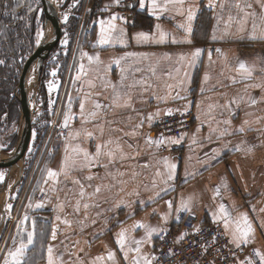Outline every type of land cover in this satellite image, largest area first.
<instances>
[{
	"label": "crops",
	"instance_id": "obj_1",
	"mask_svg": "<svg viewBox=\"0 0 264 264\" xmlns=\"http://www.w3.org/2000/svg\"><path fill=\"white\" fill-rule=\"evenodd\" d=\"M80 1L75 12H67L68 16L70 12L73 16L83 13L77 33L72 34L70 24L60 30L54 48L61 50L41 74L47 101L40 107L37 124L43 123L44 113H50L45 122L54 123L55 130L49 129L40 139L36 134L38 145H47L42 148L43 157L37 151L38 181L32 182L30 174L24 182L23 171L28 167L27 161H22L17 165L21 181L7 188L13 187L12 195L18 187L17 194L14 199L2 198L5 216L0 226V264H5L6 258L10 261L8 253L19 247L15 238L20 236L27 243L29 232L33 242L23 264H48L49 247L55 264H135L137 260L144 264L145 258L151 264L159 232L168 229L179 212L193 213L198 223H221L229 241L246 250L237 264H255L253 253L262 263L264 0H183L182 4L156 0L155 7L152 0H143V7L138 0L132 24L116 12L123 0ZM102 27L105 38H111L106 44L100 43ZM160 31L167 33L163 43L157 42ZM141 32L149 39L138 42L136 35ZM173 38L177 42H172ZM196 49L202 51L193 65ZM97 55L99 60L89 61V56ZM241 62L251 71L248 79L238 71ZM117 93L119 106L114 102ZM251 99L257 103L252 105ZM233 100L239 103H231ZM125 101L127 106H123ZM96 103L102 107L97 109ZM189 107L194 110V125L187 148L180 157L161 153L160 145L150 142L161 139L155 121L169 110ZM92 112L97 115L93 117ZM65 114L71 117L67 127ZM109 140L112 143L103 151L112 150L114 160L109 162L102 155L98 164L80 166L83 156L74 149L94 154L98 144ZM66 157L77 161L68 176L63 173ZM171 164L176 168L169 180ZM49 170L58 176L49 177ZM10 171L5 186L0 187L4 191L9 177L15 176ZM73 180L83 185L84 197L79 196L80 185ZM31 190L35 193L32 198ZM221 205L227 216L220 211ZM245 214L252 233L247 243L233 241L234 234L239 236L238 228L246 227L241 219ZM138 224L156 231L149 238L147 228ZM122 230L126 234L123 249L117 243ZM109 253L114 258L109 259Z\"/></svg>",
	"mask_w": 264,
	"mask_h": 264
},
{
	"label": "built area",
	"instance_id": "obj_2",
	"mask_svg": "<svg viewBox=\"0 0 264 264\" xmlns=\"http://www.w3.org/2000/svg\"><path fill=\"white\" fill-rule=\"evenodd\" d=\"M137 4L138 0H123L116 12L123 21L132 24ZM170 111L171 115L165 113L155 121L156 132L163 139L159 151L180 157L188 146V135L194 125V110L189 107ZM167 138L178 142L167 143ZM245 253L242 245L229 241L221 223H198L193 213L179 212L171 226L159 232L151 264H237ZM252 258L253 263L262 264L256 253Z\"/></svg>",
	"mask_w": 264,
	"mask_h": 264
},
{
	"label": "rangeland",
	"instance_id": "obj_3",
	"mask_svg": "<svg viewBox=\"0 0 264 264\" xmlns=\"http://www.w3.org/2000/svg\"><path fill=\"white\" fill-rule=\"evenodd\" d=\"M51 2L53 3V6L55 8L58 19H61L62 22H63V20L65 21L64 23L61 22V25H59V29L61 31L64 27L71 24V22L73 20L78 21V20L84 19V16H82L83 13H82V15L75 13L74 16L72 13V12H75V10H77V5L81 2L80 0H73V3H71L72 2L71 0H51ZM0 4H2V0H0ZM19 5L22 6L23 8H25L24 9V15L20 16L17 13H15L17 15L13 14L10 17L12 27H9L8 29L6 27H3V29L6 28L7 30L6 29H5L6 31L2 30L3 33L1 34V39H0V43L4 47V52H5L4 57L8 56L7 59L4 60V62H3L4 66L0 69V74L2 75L3 70H5L4 73L10 74V76H12V77H13V75H15V77H16V75L18 74V72L15 71L16 70L14 67L15 63L18 62V64H19L21 62V64H22L28 60V58L38 48L41 41L43 40V38L46 34V28H47V25L45 24V21H44V17H43V20H41V15L43 16L41 0H23L21 2V4H19ZM0 7H1V5H0ZM74 7L76 9H74ZM68 10L72 11V12H70L72 15L68 16V14H67V12H69ZM32 13H35V15H32ZM65 17L67 19H65ZM30 21H33L34 25H33V22H30ZM68 21H69V23H68ZM13 22H16V25H18V28H19L18 31H15L16 28H14L15 25ZM33 30H34V32H33ZM76 33H77V31L75 29L74 34H76ZM30 37H32V41H31ZM60 50H61L60 48H57V49L53 48L49 54V60H52L53 56L55 58V53H57ZM57 55H59V54H57ZM45 64H46V62H45ZM45 64H44V66H45ZM47 65H48V63H47ZM44 66L41 70L40 78L42 77L41 74L44 73V71L46 70V68H44ZM54 67L55 66L53 65V67H51V70ZM36 73H38L37 69H33L29 75L31 107L33 109V115L31 118V128H30L29 141H28V145L26 147V150L24 152L23 160H22L24 162L27 161V164H25V165H27V167H28L23 171V175H25L23 178L24 182H25V180H27V178L30 174H33L32 175L33 178L31 180L32 182L35 180V178L38 181L37 169L39 170V165L37 164V162L39 163V160L38 159L35 160L36 155H37V151H39L41 157H43L45 152H42V148L46 147L45 149H47V145H45V144L44 145L43 144L38 145V141L36 140V134L38 136V130H36V129L38 128L41 130V129H44V127H45V133H47L49 131V129H50L49 132H53L55 130V124L52 122L49 124L48 122H45L44 119H43V123L41 125L39 124L40 128L37 124L39 115H42V114H40L41 113L40 107L42 104H44L45 97L42 95V90L44 87V83H43L44 80L35 81L38 77V74L36 75ZM0 85H1V83H0ZM14 94L18 98L17 87L15 88ZM19 111H20V106H19ZM19 111H18V118H19ZM49 114H48V116H49ZM0 122H1L0 152H9L10 150H12L15 147V145L18 141L17 133L19 131V119L17 120L16 124H13L11 126H7L9 124H7L8 122L6 121V116L3 115L0 118ZM58 130H60V128ZM14 133L16 134V140H15V143L13 145H11L12 135ZM33 149L34 150L37 149V150L34 152ZM26 157H27V159H26ZM34 160H35V162H33L31 164V161H34ZM24 162H23V164H24ZM13 166H15V168H14L15 170H12L13 172H15V176L9 177L7 184H6L5 192L7 194V191H9V195L7 194V196L9 198H11L10 196H12V198L14 199L19 188L16 187L15 192L13 191L14 193L12 192V195H10V190H12L13 187H11L10 190H7V188L12 186V183H14V180L18 177V174L20 171L18 170L17 165H14V164L2 165V164H0V173H3V178L0 179V187L5 186V185H3L5 174L7 173L8 170H11V168ZM19 169H21V167H19ZM32 169H35V171H33ZM30 187H31V182H30L28 188H30ZM34 194H35L34 191L31 190L30 191V197L31 198L34 197ZM3 200H5V196H4ZM0 233H1V231H0ZM15 239L16 240H14V242L17 244H20L18 242H21V237L18 236V238H15Z\"/></svg>",
	"mask_w": 264,
	"mask_h": 264
},
{
	"label": "snow or ice",
	"instance_id": "obj_4",
	"mask_svg": "<svg viewBox=\"0 0 264 264\" xmlns=\"http://www.w3.org/2000/svg\"><path fill=\"white\" fill-rule=\"evenodd\" d=\"M169 3H183V0H168ZM152 4L153 6L155 7L156 6V0H152ZM141 6L143 7V0H141ZM249 7H251V5H249ZM261 7L264 8V2L261 3ZM193 17H192V14L190 13L189 16H188V19L191 20ZM65 19H67L65 17ZM113 20L117 19V17H113L112 18ZM104 24V21H101V25L103 26ZM111 28L112 30H115V25H111ZM157 28L159 29V26H157ZM123 30L121 29V32ZM188 31H190V28L188 29ZM42 35V34H41ZM216 37L213 36V39H215ZM252 38H256L255 35H253ZM261 38H264V35H262ZM109 39H111L110 37L109 38H105L104 36V29L103 27L101 28V40H100V43L101 44H106L109 42ZM136 39L137 41L139 42L140 40H148L149 39V36L146 34V33H138L136 35ZM167 39V33L163 32V31H160V35H159V40L157 42H160V43H163L165 42ZM123 42V41H121ZM172 42H177L174 38H173V41ZM190 42V41H188ZM201 51L200 49H196L193 53H192V58H191V63L194 65L195 62L199 59V57L201 56ZM218 52L220 51L219 49L217 50ZM87 53H82V56H86ZM128 55H135V54H128ZM209 58L211 59V53H209ZM89 61H93L94 59L95 60H99V56H95V57H92V56H89L88 57ZM120 59H123V57H121ZM181 59H184L183 57H181ZM120 60L117 59L115 61L116 64H119ZM83 67V66H81ZM123 71V70H122ZM238 71L242 74V78L243 79H248L251 77V71L250 69L246 66V64L244 62H241L238 66ZM53 75H55V73H53ZM123 79V77H122ZM205 79H207V76L205 77ZM235 82V81H234ZM114 87V86H113ZM254 87H260V85H254ZM121 99L120 97V94L117 93L115 98H114V102L117 103V106L118 105V102L119 100ZM231 103H236L238 104L239 101H236V100H233ZM250 103L252 105H255L257 103V100L255 99H251L250 100ZM123 106H127V101H125V104ZM81 111L83 112V109H84V105L81 104ZM95 107L97 109H100L102 107L101 104L99 103H96ZM168 115H171V111L169 110L167 112ZM91 115L94 117L97 115L96 112H92ZM71 119V117L68 115V114H65V123H64V126L67 127L68 125V120ZM149 120L152 119L151 116H149L148 118ZM224 123L228 124L230 123V121H224ZM245 123H247V121H245ZM244 129L243 128H240L239 131H243ZM103 130L101 129V132ZM226 132V130H225ZM225 132H222L221 135H224ZM77 135H79V133H77ZM89 136H91L92 134L91 133H88ZM150 142H154L156 145H160L163 143V139H159V140H156V141H151ZM172 142H178V141H172ZM112 141L109 140L106 144H98L96 146V151L94 154H90L89 152H87L86 150H82V149H74V151L76 152L77 155H81L83 156V162L81 163V167H91L93 166L94 164H98L99 162V158L104 155V156H107L109 158V162H111L112 160L115 159V155H114V152L112 150H108V151H103V149L107 148V145L108 144H111ZM117 150H120L119 148ZM122 151V150H121ZM215 151V150H214ZM77 165V161L76 160H72L71 158L69 157H66L65 158V166H64V169H63V173L65 176H68L69 175V172L71 169L75 168ZM104 167H107V165H103ZM169 169H170V172H169V176H168V179L171 180L174 178V172H175V168H176V165L175 164H171V165H168ZM48 176L55 179L57 176H58V173L56 171H53V170H49L48 171ZM3 178V173H0V179ZM88 180H91L93 179L92 176H88L87 177ZM73 183L74 184H78L80 185V192H79V196L82 198L85 196V192L83 190V185L80 184V181L79 180H73ZM96 192H99L100 189L99 187L96 188L95 190ZM217 192H219V190H217ZM42 205H37V207H41ZM187 204H184L183 207L187 208ZM9 207H11L9 205ZM61 209L63 208V205L60 206ZM83 207L85 209H87L89 207V205L87 203H85L83 205ZM169 207H171V203L169 202ZM80 210V201L78 200L77 203H76V206H75V211H79ZM220 211L225 215L227 216L228 213L226 212V210L224 209V206L221 205L220 206ZM57 219H59V217H57ZM241 219L243 220L244 224L246 225V227L244 229H239L238 228V231H239V236H236L235 234L233 235V241H237V240H241L243 241L244 243H247L248 242V238L250 236V234L252 233V228L250 226V224L248 223V220H247V216L246 214L245 215H242ZM25 220H27V217H25ZM66 224L68 223L67 220L64 221ZM137 227H145L147 228V235L148 237L150 238L152 236V233H154L156 231V229L154 228H148L147 226L143 225V224H138ZM228 227V220H225V228ZM56 238V232L55 230H53V233H52V239H55ZM183 237H181L182 239ZM125 241H126V234H125V231L122 230L119 234H118V240H117V243L120 245L121 249H123L125 247ZM33 242V233L29 232L27 234V243L24 242V240L22 239L21 240V243L19 245L18 248L15 249V251H10L8 253V257L11 258V260L9 261V259H5V264H23V261H22V258L23 256L25 255V252L27 250V247L28 245H30L31 243ZM137 245H139L140 243H142V241H136L135 242ZM239 246V245H237ZM136 251L139 252L140 249L139 247L136 248ZM48 253H49V256H48V264H55L53 258H52V248L49 247L48 249ZM259 255V253H257ZM127 256V253L125 254ZM114 258V254L112 253H109V259H112ZM98 260L102 259V257H98L97 258ZM261 261H262V264H264V256H261ZM135 264H139V260L135 261ZM144 264H150V262L147 260V258L144 259Z\"/></svg>",
	"mask_w": 264,
	"mask_h": 264
},
{
	"label": "water",
	"instance_id": "obj_5",
	"mask_svg": "<svg viewBox=\"0 0 264 264\" xmlns=\"http://www.w3.org/2000/svg\"><path fill=\"white\" fill-rule=\"evenodd\" d=\"M41 4L42 14L45 24L47 25L46 34L38 48L32 53V55L23 65L17 85L18 99L20 101V111L18 118L19 131L17 133L18 141L15 147L9 152H0V164L2 165H18L21 164L23 160L24 152L29 141L31 118L33 112L31 107L29 75L33 69H37L38 73H36V75L38 74V77L35 81L40 80L41 70L60 35L59 25H61L62 21L61 19H58L53 3L51 0H41ZM64 22L65 21L63 20L62 23ZM7 194L3 188L0 189V226L3 224L5 216L2 198L7 196Z\"/></svg>",
	"mask_w": 264,
	"mask_h": 264
},
{
	"label": "trees",
	"instance_id": "obj_6",
	"mask_svg": "<svg viewBox=\"0 0 264 264\" xmlns=\"http://www.w3.org/2000/svg\"><path fill=\"white\" fill-rule=\"evenodd\" d=\"M23 0H2V4L0 7V39H1V34L3 33L2 30H5L6 28L8 29L9 27H12L11 25V21H10V17L14 14V15H24V9L22 6H20L19 4H21ZM17 13V14H15ZM32 15H35V13H32ZM31 15V16H32ZM33 20V19H32ZM41 20H43V16L41 15ZM34 21V20H33ZM30 21V22H33ZM14 23V28L15 31H18V25H16V22ZM34 25V22H33ZM70 26H73V33H75V29L77 26V20H73L70 24ZM3 27H6L5 29H3ZM35 27V26H34ZM71 28V27H69ZM6 29V30H7ZM5 30V31H6ZM34 32V30H33ZM31 41H32V37ZM2 42V41H1ZM4 47L1 45L0 43V69L4 66V60L7 59V57H4ZM25 63V62H24ZM24 63L21 64V62L18 64V62L15 63V71L18 72V74L10 76V74H6L4 73L5 70H3L2 75L0 74V118L5 115L6 116V121L8 122L7 126H11L13 124L17 123L18 120V111H19V106H20V101L18 100V98L16 97V95L14 94L15 92V88L18 85V79L20 77L22 68ZM43 87V86H42ZM42 89V88H41ZM42 95L45 97V105H46V94H45V89L43 87L42 90ZM44 116L41 117V119H44L46 121V119L48 118V115L46 113L43 114ZM41 125V124H40ZM0 127H1V122H0ZM40 127V126H39ZM38 136L40 139V135H42L43 133L45 134V127L44 129H38ZM16 140V134L14 133L12 135V143L11 145H13L15 143Z\"/></svg>",
	"mask_w": 264,
	"mask_h": 264
},
{
	"label": "flooded vegetation",
	"instance_id": "obj_7",
	"mask_svg": "<svg viewBox=\"0 0 264 264\" xmlns=\"http://www.w3.org/2000/svg\"><path fill=\"white\" fill-rule=\"evenodd\" d=\"M53 48H54V47H53ZM53 48H52V49H53ZM50 52H51V51H50ZM49 54H50V53H49ZM49 61H50V60H49V56H48L44 68H47V63H49ZM40 80H44V77L42 76V77L40 78ZM14 168H15V167L11 168V170H15ZM17 168H18V170H19V167H18V166H17ZM8 171H9V170H8ZM8 171H7V172H8ZM10 172H12V171H10ZM6 174H7V173H6ZM6 174H5V177H4L3 185H5V183H6V180H5V179H6ZM21 179H22V177H21L20 179L17 177V178L14 180V182L17 181V185H18L19 182L21 181Z\"/></svg>",
	"mask_w": 264,
	"mask_h": 264
}]
</instances>
